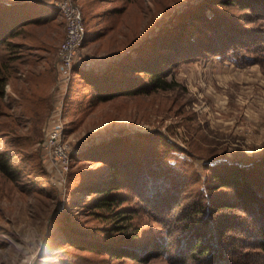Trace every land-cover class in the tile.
Masks as SVG:
<instances>
[{
    "label": "rangeland",
    "instance_id": "1",
    "mask_svg": "<svg viewBox=\"0 0 264 264\" xmlns=\"http://www.w3.org/2000/svg\"><path fill=\"white\" fill-rule=\"evenodd\" d=\"M25 1L51 6L60 17L44 31L55 49L33 48L25 53L31 58L44 53L47 61L24 63L0 99V112L9 114L0 115V129L8 130L18 142V148L9 145L0 132V160L10 159L14 175L0 172V264H174L176 253L188 264H196L187 255L197 238L196 229L180 227V211L189 214L201 194L210 190L213 197L231 200L235 192H242L247 180L257 182L253 185L255 198L264 195L262 1L254 0L253 6L244 9L240 0L238 4L225 0L215 5L210 0L208 4L199 0H72L82 11L85 32H93V36L90 33L91 38L83 40L69 72L58 55L65 36L64 16L58 9L62 0ZM205 6L208 8L202 11ZM202 14L207 17L202 22L190 19ZM188 23L194 28L191 41ZM177 29L182 47H191L195 41L193 45L204 55L178 58L166 68L165 78L172 84L169 89H152L93 105L80 89L71 92L76 72L105 70L134 46H140L141 62L150 52L171 58L174 54L163 48L170 47L166 39ZM34 31L41 33L38 28ZM208 45V50L204 49ZM219 52L223 53L217 55ZM44 68L54 74L52 81L50 73L41 72L44 77L36 78ZM24 84L46 94L43 115L36 120H26L15 107L6 106ZM59 128V145L67 153V164L55 145L46 144L47 134ZM28 134L31 137L26 138ZM110 151L112 156H107ZM105 157L107 161L119 157L115 164L125 185L118 194L121 205L129 206L133 213L131 222L138 230V240L124 241V248L144 258H115L86 247L100 245L110 229L105 217L85 210L84 205L91 198L86 184L109 166ZM232 162L243 166L237 186L209 185L210 170H237ZM108 177L106 173L103 181ZM248 202L241 201L229 215L219 213L226 220L232 218L228 221L242 233L248 247L227 250L226 235L218 236L214 220L206 231L221 244L225 260L264 264V249L253 245L264 212L255 202ZM246 222L250 225L243 232ZM159 239L165 243L162 251L155 248ZM204 240L208 241V236Z\"/></svg>",
    "mask_w": 264,
    "mask_h": 264
},
{
    "label": "trees",
    "instance_id": "2",
    "mask_svg": "<svg viewBox=\"0 0 264 264\" xmlns=\"http://www.w3.org/2000/svg\"><path fill=\"white\" fill-rule=\"evenodd\" d=\"M199 1L202 4H208V0ZM205 1L207 2L205 3ZM223 1L225 0H210L211 5L220 4ZM228 1L239 3L237 0ZM240 1H243V4H241L243 8L247 9L253 6L252 3L254 0ZM260 1H262V5L264 6V0ZM206 7L207 6L201 10H205ZM56 17H60L58 12L53 7L47 6L44 3L25 0H0V99L4 97L6 84L17 78V73L24 63H29L31 65L39 60L47 61L48 56L44 53L35 58H31L25 55V53H31L33 48H37L40 51H52L55 49L54 44H50L44 37V31L49 28L51 21L59 19ZM206 18L204 14H202L200 18L190 17V19H194V21L197 22H202V19ZM182 24L187 23L183 21ZM190 25L191 23H188V28L186 30L189 32V41H191L194 33H190L193 28V26ZM34 28L40 29L41 33L37 34ZM90 33L91 36H93V32H88L86 30L84 41L91 38ZM150 39L146 40V42ZM166 41L170 44V47L167 49H165V47L163 50L169 49L168 51L174 54L171 58L167 59L160 53L154 56L152 52H150L141 62L140 46H134L132 51L110 62L105 70L100 72L79 70L76 72L71 92L74 93L77 89H80L83 91L82 95L88 96L87 101L89 105H93L100 101L112 100L119 96H131L152 89H169V86L172 84L171 81L165 78L167 75L166 68L174 65L178 58L188 59L194 55H204V53L202 54L199 52L198 48L193 45L195 41H193L191 47H182V36H180L178 29L172 30L170 32V38L166 39ZM203 47L208 50L209 45ZM221 53L223 52H219L217 55ZM48 54H50V52H48ZM146 61L148 62V66L142 68L143 63ZM41 72L50 73V79L51 76L54 75L50 69L44 68L40 72H37L36 78L44 77L43 74H40ZM28 79H30V77H28ZM142 79H145V81H142ZM144 83H147V86ZM42 89L44 88L41 87V90ZM45 97L46 94L41 92L40 88L35 90L31 89L27 84H24L18 89L17 96H11V102L9 101V104L6 106L8 108L15 107L17 112H20V115L26 120H36L43 115V113H41V105L44 104ZM0 115L8 117L7 115L9 114L0 112ZM36 122H38V120ZM0 123L2 122L0 121ZM0 132L3 133L2 139H7L9 145L18 148L17 140L9 135L8 130L5 131L0 129ZM25 137L29 138L31 135L28 134L25 135ZM109 153L112 152H108L107 156L110 155ZM4 159L6 161L0 160V172L8 177H13L14 175L8 164L10 159L6 157ZM104 159L109 166L86 184L88 194L91 198L85 201L84 205L85 210L96 213L99 217L102 216L101 218L105 217L103 219L108 222L110 229H108L109 232L107 231L104 233L102 236V243L96 246L97 248L88 244L86 247L98 252H104L115 258L124 256L144 258L142 255L138 256V254H135L133 249L124 248V241L128 242L131 240L132 242H136L138 240L139 236H136L138 230H134L135 226L133 222H131L133 213L128 208L129 206L121 205L123 200L118 194L119 190L123 189L125 185L123 174H121L122 172L119 170L120 167L115 164V161L118 160L119 157H111L109 161L106 160L107 157ZM174 163L175 162H171L173 165ZM227 163H230V161ZM232 164L236 165L238 169L235 170L233 167H230L226 173H223L220 169L210 170L212 181L209 185L219 183L220 188L237 186V183H239L237 178L242 175L243 166H237L238 164H234L233 162ZM231 168L235 170L232 179L230 177V173H232ZM106 173L109 177L106 181H103V176ZM83 175L81 177H84ZM255 183L257 182L247 180L246 183H243L245 188L242 189V192H235V196L231 200L213 197L211 196L212 190H210L206 194H201L200 202H197L194 206L192 205L193 208L191 206L192 209L189 214L186 210L180 211L179 217L177 218L179 223H181L180 227L183 230L190 229V227L196 229L195 236L197 238L192 241L187 250V255H189V258L187 256L188 259L193 260L196 264H236L225 260L226 252L221 249V244L217 243V238L206 230L208 226H210L211 221L214 220L217 226L216 232L218 236L222 238L226 235V240L224 242H227V250L240 249L242 246H244V248L248 247L245 244L246 240L242 236V233L239 234L234 224L228 221L232 220V218L227 216L228 220H226L222 217L223 215L219 213L225 214V212H227L226 215H229L230 209L236 207L241 201L243 202L242 204H244L245 201H249L247 204L253 201L256 203L258 210L264 212V195L257 199L253 194L256 192V190L253 189ZM262 191L264 192V188ZM217 214L218 216L214 218ZM249 225V222H246V225L243 224L245 228L243 232L247 231ZM130 229L134 231L128 233ZM255 229H257L255 232L256 243L253 245H256L260 249H264V220L260 221ZM110 230L115 233H112ZM205 236H208V241L204 240ZM213 241H215V243ZM108 243H111L112 246ZM164 245L165 243L159 239V241H156L155 248L162 251L161 249L165 247ZM142 251L144 252V249ZM153 252L156 251L154 250ZM172 261L174 264H188L187 259L180 253H176Z\"/></svg>",
    "mask_w": 264,
    "mask_h": 264
},
{
    "label": "built area",
    "instance_id": "3",
    "mask_svg": "<svg viewBox=\"0 0 264 264\" xmlns=\"http://www.w3.org/2000/svg\"><path fill=\"white\" fill-rule=\"evenodd\" d=\"M58 9L61 11L65 20V36L59 45L58 55L62 67L69 72L74 66L75 53L84 40L85 27L83 15L80 8L72 0L60 1L58 3ZM60 139H62V128L49 132L46 136V144L50 147L55 145L57 149L56 153L67 164V153L59 145Z\"/></svg>",
    "mask_w": 264,
    "mask_h": 264
},
{
    "label": "crops",
    "instance_id": "4",
    "mask_svg": "<svg viewBox=\"0 0 264 264\" xmlns=\"http://www.w3.org/2000/svg\"><path fill=\"white\" fill-rule=\"evenodd\" d=\"M89 71H90V70H89ZM93 71H96V72H97L98 70H93ZM55 81H56V75H55ZM63 100H64V99H63Z\"/></svg>",
    "mask_w": 264,
    "mask_h": 264
},
{
    "label": "bare ground",
    "instance_id": "5",
    "mask_svg": "<svg viewBox=\"0 0 264 264\" xmlns=\"http://www.w3.org/2000/svg\"><path fill=\"white\" fill-rule=\"evenodd\" d=\"M57 9V8H56Z\"/></svg>",
    "mask_w": 264,
    "mask_h": 264
}]
</instances>
